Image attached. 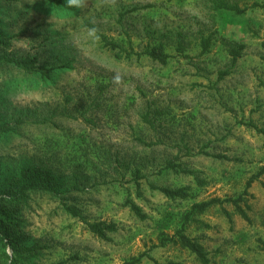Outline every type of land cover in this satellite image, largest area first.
<instances>
[{
  "label": "rangeland",
  "instance_id": "1",
  "mask_svg": "<svg viewBox=\"0 0 264 264\" xmlns=\"http://www.w3.org/2000/svg\"><path fill=\"white\" fill-rule=\"evenodd\" d=\"M56 1L0 0L8 52L47 67L45 76L0 67V120L13 126L0 134V181L27 166L57 183V195L35 191L22 210L23 237L40 246L24 264H127L138 255L140 264H202L178 242L182 226L209 264H264V174L244 196L249 220L225 202L185 222L193 203L237 197L264 166V0ZM89 25L134 51L163 43L169 60L119 58ZM160 187L189 194L171 199ZM85 221L116 230L99 238Z\"/></svg>",
  "mask_w": 264,
  "mask_h": 264
},
{
  "label": "trees",
  "instance_id": "2",
  "mask_svg": "<svg viewBox=\"0 0 264 264\" xmlns=\"http://www.w3.org/2000/svg\"><path fill=\"white\" fill-rule=\"evenodd\" d=\"M49 2H57L56 0H48ZM214 9H227L234 11L235 13H242L243 9H240L237 5H227L223 2L214 3ZM257 4L254 3L253 6ZM91 29L95 32L97 28L93 25H89ZM98 32V31H97ZM99 39L104 43V45L111 50L116 51V56L119 58L125 57L129 58L132 55L137 57L141 55H146L150 59L159 62L160 64H166L169 60L170 55L166 52L163 43H157L152 46H147L142 51H134L132 48H124L116 41L109 39L102 33H97ZM211 37H205L201 39L202 51L206 52L210 47ZM244 44L239 43L236 47H232L229 51L231 55L232 63H234L240 56L241 50ZM9 49V37L7 34L0 32V67L12 65L26 73H40L43 76L47 75V71L39 61L36 56L22 55L15 56L8 52ZM177 50L183 52L184 46L182 43H178ZM144 119L149 122L147 116ZM15 123L21 122V119L14 121ZM13 126L8 122H3L0 120V134L12 130ZM264 137V129H259ZM168 168H176V165L172 162H168L166 165ZM264 174V166L261 167L258 172L252 175L247 183L244 191L237 197H226L220 199L218 197H213L209 200L195 202L191 205L190 210L185 215V222L189 219L190 215L193 213L203 212L212 205L222 206L225 202H229L235 208L236 212L240 214L245 220H249L246 208L249 205L246 203L244 196L248 193L247 188L251 185V182ZM159 190L168 198L171 199H184L188 197L187 187H179L176 189H171L167 187H160ZM35 191H44L51 195H57V183L49 174L46 176L41 175L36 172L31 167H23L18 175L9 178L5 183L0 181V259L3 264H24L30 263V259L34 257L40 246L38 244H28L23 237L22 232V210L27 206L30 195ZM129 208L140 218H145V213L141 208L133 202L131 199H127L126 203ZM66 212L73 216L82 218L79 209L64 204L63 205ZM226 217L231 221V214L226 210L224 211ZM88 229L99 238H107V232H112L116 230V225L113 222L97 221L88 222L85 221ZM183 226L176 233L178 242L189 249L196 258L202 264H209L208 252L196 238L188 236L184 230ZM259 243L262 244L264 249V240L259 239ZM148 257V256H147ZM143 255H138L131 258L127 264H140L142 262ZM151 258V257H148ZM154 264H161L153 259ZM164 264H185L179 261H167Z\"/></svg>",
  "mask_w": 264,
  "mask_h": 264
},
{
  "label": "clouds",
  "instance_id": "3",
  "mask_svg": "<svg viewBox=\"0 0 264 264\" xmlns=\"http://www.w3.org/2000/svg\"><path fill=\"white\" fill-rule=\"evenodd\" d=\"M69 7L79 8L82 4V0H67Z\"/></svg>",
  "mask_w": 264,
  "mask_h": 264
}]
</instances>
